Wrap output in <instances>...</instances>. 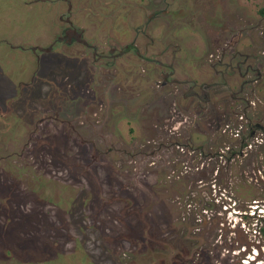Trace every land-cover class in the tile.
I'll return each instance as SVG.
<instances>
[{"label":"rangeland","instance_id":"obj_1","mask_svg":"<svg viewBox=\"0 0 264 264\" xmlns=\"http://www.w3.org/2000/svg\"><path fill=\"white\" fill-rule=\"evenodd\" d=\"M262 92L264 0H0V264L51 255L36 208L76 239L93 187L99 264H264L232 193L264 197Z\"/></svg>","mask_w":264,"mask_h":264},{"label":"trees","instance_id":"obj_2","mask_svg":"<svg viewBox=\"0 0 264 264\" xmlns=\"http://www.w3.org/2000/svg\"><path fill=\"white\" fill-rule=\"evenodd\" d=\"M262 93H264V92H262ZM259 115L260 114L258 113L254 117H257V116L259 117ZM251 123H252L251 128L248 129L247 133H249V131H253L255 129V126H256L255 123H259V121L257 119H255V121L253 122V120L251 119ZM248 137H249V135L241 138V140L242 139L245 140V142H243L241 144V147H248L250 145L248 142L249 141ZM260 146H262V145H260ZM257 147H259V146H257ZM234 154H235L234 156L239 155V153L237 151H234ZM242 179H243V177H242ZM89 190H91V194H87L88 195V197H87V208H88V211L91 213H88L87 217L89 219H91V223H88V225H87V223H85V225L84 224L81 225V223H78V227L76 226V230H77V233L79 236L74 240H70V239H73V238H70L71 235H73V234L71 232L69 233L68 228H70L71 226L77 225V223L69 222V224H67L66 221H64L61 224H59L56 221V218L64 216L65 214H67L68 217H70V216L73 217L74 213L72 214V213L67 212V213L60 214L59 212H57V214L52 215L50 213V210H45L42 212V211H38L36 208V209H34V213L37 214V216L38 215H44L46 217V221H47L48 225L47 226L44 225V227H38L37 226V222L42 221L41 219L36 218L37 219L36 220L35 218H33L34 216L33 217H30V216L27 217L26 220L28 221V223H27L28 228L29 227L34 228V229L41 228L40 230L42 231V233L50 231L51 234H48L46 236V239L49 240V241L48 240L47 241L52 245V248H53L51 255H50V253L48 254L47 252L46 253L44 252V253H41L39 255L38 260L37 259H35V260L28 259V260H26V261H28L27 263H29V264H41V262H43V264H65L66 261H65V263L62 262L63 261L62 258L64 257L62 255V252L60 251L62 249V250L69 251L72 254V256L77 259L78 264H99V260H97V254H96L98 249L107 250L108 246L111 244L112 240L119 237L120 235L115 234L111 229L112 227L111 228L105 227V223L108 220L107 217L101 220V218H99V216H98L97 220L99 221V224L97 222L95 223L94 216L97 214V211L95 210V208H96L95 206H96V202H97L98 198L96 195H94L96 192V189L94 187L90 188ZM255 192H256L255 185L253 183L246 182L245 186L238 185L237 188H235L232 193H234V195L237 198H239L243 201H246L248 203L256 201L257 199L258 200H264V197H262V196L260 197V195L259 196L256 195ZM74 201H75L74 204L76 205L77 199H74ZM79 207H82L84 209L85 204H83V202H81V204H79ZM76 209H78V207ZM79 209L76 212L78 217L81 215V212H79ZM244 217L249 218L250 216L245 215ZM183 221H185V219ZM258 221H260V225L259 226L256 225V227L258 226L257 233L260 235L261 239L264 240V220L260 219ZM94 225H96V226H94ZM180 225L186 226L185 223H183V224L180 223L179 226ZM86 228H88V231H86L87 230ZM90 230H95L96 232L92 233V232H90ZM29 231H30V229L28 230V232ZM55 233H57V235H55ZM112 234H114V235H112ZM57 236L66 237L65 240L66 241H72L73 245L66 247V245L63 243L59 248L60 239ZM18 237L20 238L19 235H18ZM184 238H191V236H189L187 233V235H184ZM48 245H45V247H48V249H50L51 246H48ZM24 248H27V247L24 246ZM63 248H65V249H63ZM100 254H101V252H100ZM105 258L109 259L110 257H105Z\"/></svg>","mask_w":264,"mask_h":264},{"label":"flooded vegetation","instance_id":"obj_3","mask_svg":"<svg viewBox=\"0 0 264 264\" xmlns=\"http://www.w3.org/2000/svg\"><path fill=\"white\" fill-rule=\"evenodd\" d=\"M243 133V132H242ZM239 135H240V132H238V135L236 136V137H239ZM249 147H250V145H249ZM235 155V154H234ZM259 207L257 206L256 207V209H258Z\"/></svg>","mask_w":264,"mask_h":264}]
</instances>
